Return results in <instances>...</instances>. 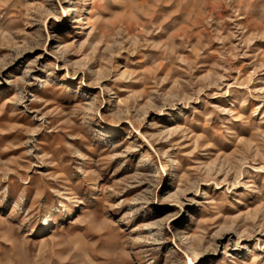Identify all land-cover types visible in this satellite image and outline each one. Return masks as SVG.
Segmentation results:
<instances>
[{
	"label": "rangeland",
	"instance_id": "1",
	"mask_svg": "<svg viewBox=\"0 0 264 264\" xmlns=\"http://www.w3.org/2000/svg\"><path fill=\"white\" fill-rule=\"evenodd\" d=\"M0 264H264V0H0Z\"/></svg>",
	"mask_w": 264,
	"mask_h": 264
}]
</instances>
